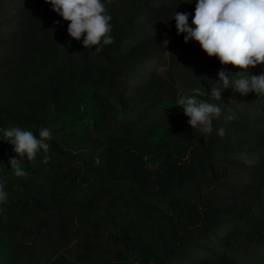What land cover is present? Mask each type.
<instances>
[{
	"label": "trees",
	"instance_id": "obj_1",
	"mask_svg": "<svg viewBox=\"0 0 264 264\" xmlns=\"http://www.w3.org/2000/svg\"><path fill=\"white\" fill-rule=\"evenodd\" d=\"M104 4L97 53L45 0H0V129L51 132L20 177L0 142V264H264V95L208 96L238 70L177 35L195 0ZM187 95L221 108L210 134L187 125Z\"/></svg>",
	"mask_w": 264,
	"mask_h": 264
},
{
	"label": "clouds",
	"instance_id": "obj_2",
	"mask_svg": "<svg viewBox=\"0 0 264 264\" xmlns=\"http://www.w3.org/2000/svg\"><path fill=\"white\" fill-rule=\"evenodd\" d=\"M45 3L67 22L68 36L79 41L84 49L94 46L92 52L99 53L103 46L112 43L111 16L104 0H45ZM171 20L175 21L176 33L182 35L184 43L197 42L207 57H215L221 66L231 65L238 70L233 74L221 67L216 73L217 79L209 80L213 86L208 96L221 100L225 89L241 97L249 93L264 95V0H195L191 26L186 12H174ZM257 65L262 66V71L258 75L250 74L249 70ZM177 103L192 130L203 134L213 131L212 122L221 113L218 104L193 95L181 96ZM223 118L230 121L232 115L229 113ZM216 134L222 137L224 128L218 127ZM0 136L4 138L0 142L10 144L15 153V158L9 159V169L20 177L26 175L21 160L35 159L38 151L46 153L51 132L41 127L36 136L32 131L9 126L0 129ZM7 197L0 184V203L6 202Z\"/></svg>",
	"mask_w": 264,
	"mask_h": 264
},
{
	"label": "rangeland",
	"instance_id": "obj_3",
	"mask_svg": "<svg viewBox=\"0 0 264 264\" xmlns=\"http://www.w3.org/2000/svg\"><path fill=\"white\" fill-rule=\"evenodd\" d=\"M241 110H244V109H240V112H241Z\"/></svg>",
	"mask_w": 264,
	"mask_h": 264
}]
</instances>
